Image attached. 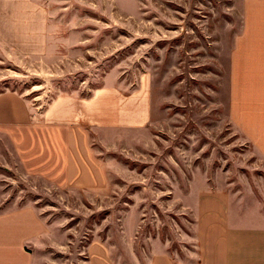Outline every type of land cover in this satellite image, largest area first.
I'll return each instance as SVG.
<instances>
[{"label": "rangeland", "instance_id": "obj_1", "mask_svg": "<svg viewBox=\"0 0 264 264\" xmlns=\"http://www.w3.org/2000/svg\"><path fill=\"white\" fill-rule=\"evenodd\" d=\"M66 4L53 19L78 27L62 31L68 46L45 62L0 65V90L25 92L39 109L60 93L83 97L85 155L103 186L84 191V203L79 193H54L45 202L59 206L48 210L67 221L73 240L83 233L84 244L94 231L104 237L111 229L120 239L146 218L141 233H160L176 252L178 235L190 232L191 184L253 178L257 150L229 120L228 83L236 34L264 23V0Z\"/></svg>", "mask_w": 264, "mask_h": 264}, {"label": "crops", "instance_id": "obj_2", "mask_svg": "<svg viewBox=\"0 0 264 264\" xmlns=\"http://www.w3.org/2000/svg\"><path fill=\"white\" fill-rule=\"evenodd\" d=\"M66 2L0 0V65L45 62L68 46V33L78 27L53 19ZM228 91L229 120L257 150L253 178L245 174L236 186L191 184L190 232L178 235L174 252L160 233H141L146 218L120 239L109 229L104 237L94 231L86 244L83 233L73 240L67 221L48 210L58 204L45 200L71 192L84 203V191L103 186L85 155L83 97L76 90L60 93L39 109L25 92L0 90V264H70V254L76 256L72 264H264L263 22L245 24L236 34Z\"/></svg>", "mask_w": 264, "mask_h": 264}]
</instances>
